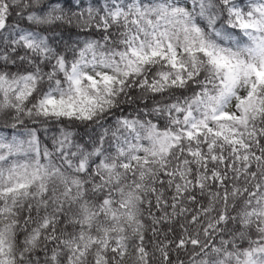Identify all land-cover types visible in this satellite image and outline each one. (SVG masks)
<instances>
[{"label":"snow or ice","instance_id":"snow-or-ice-1","mask_svg":"<svg viewBox=\"0 0 264 264\" xmlns=\"http://www.w3.org/2000/svg\"><path fill=\"white\" fill-rule=\"evenodd\" d=\"M0 264H264V0H0Z\"/></svg>","mask_w":264,"mask_h":264}]
</instances>
